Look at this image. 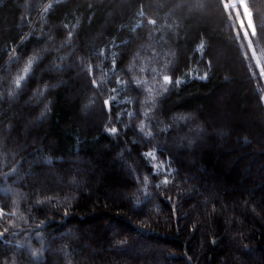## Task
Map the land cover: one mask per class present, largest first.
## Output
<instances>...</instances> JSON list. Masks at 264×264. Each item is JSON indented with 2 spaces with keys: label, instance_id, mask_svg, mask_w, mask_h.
Returning a JSON list of instances; mask_svg holds the SVG:
<instances>
[{
  "label": "trees",
  "instance_id": "16d2710c",
  "mask_svg": "<svg viewBox=\"0 0 264 264\" xmlns=\"http://www.w3.org/2000/svg\"><path fill=\"white\" fill-rule=\"evenodd\" d=\"M49 1V7L37 14ZM245 2L257 26L252 43L264 64V0ZM174 3L0 0L3 264H264V103L260 101L264 69L260 74L248 50L250 57L245 56L222 0H196L195 10L181 8V13L172 10ZM87 38L94 39L86 48ZM58 43L63 45L55 49ZM45 48L51 51L17 89L14 81L25 75L29 56ZM66 49L73 50L66 59L78 58L80 75L92 96L88 107L96 105L99 111L95 120L82 118L81 95L73 99L74 89L65 85L34 99L33 107L23 104L33 97L37 84L43 88L45 83L59 82L55 73L44 71L41 76V70L50 63L67 70V61L60 56ZM13 52L18 59L12 58ZM215 56L223 61H215ZM205 73L208 78L199 79ZM164 75L172 82L162 93ZM70 76L68 69L63 77L76 85ZM92 80L97 81L95 88ZM10 92H18L14 110L33 119L53 101L47 118L27 131L33 144L25 150L11 147L12 137H23V124L9 118ZM106 99L110 109L103 106ZM193 114L200 127L211 130L188 156L199 163V169L192 167L203 187L184 180L189 168L186 157L181 148L168 144L179 134L174 118ZM166 126L170 127L166 133L144 135ZM110 127H116L118 135L104 130ZM6 128L10 134L4 137ZM158 144L165 146L163 151L156 149ZM250 144L257 148L261 173L251 168ZM149 151L164 165L156 175L150 157L141 156ZM121 152L128 178L117 169L115 157ZM35 156L43 162L29 163ZM74 156L82 162L72 167L69 159ZM45 157H51L50 163L44 162ZM87 161L94 165L92 172L83 171ZM46 167L52 175L44 176ZM169 167L178 173L168 172ZM129 168L138 172L130 175ZM56 174L66 180L64 186L55 185ZM145 176L151 194L147 199ZM165 178L172 182L164 185ZM75 233L78 237L73 238ZM121 241L126 243L122 246ZM86 242L100 248L91 258ZM244 245L249 253L243 252ZM35 250H41L38 261L31 255Z\"/></svg>",
  "mask_w": 264,
  "mask_h": 264
},
{
  "label": "rangeland",
  "instance_id": "374dc122",
  "mask_svg": "<svg viewBox=\"0 0 264 264\" xmlns=\"http://www.w3.org/2000/svg\"><path fill=\"white\" fill-rule=\"evenodd\" d=\"M122 1V0H121ZM166 1L168 0H150L151 2V5H155V6H159L161 5L162 3H166ZM176 2L172 5V10H177L181 13V8L184 9L185 11L187 12H191L193 10H195V8L197 7L196 5V0H175ZM206 3H209L210 0H205ZM224 3H225V0H222ZM229 3H231V0H228ZM50 1L47 2V3H44L37 11V14L45 11L47 9V7H49L50 5ZM22 6V5H21ZM24 7L26 8V3L24 4ZM203 10V9H202ZM228 10V13H229V16H230V19H231V22L234 26V29L235 31L237 32L238 34V37L241 39V46H242V49H243V52L245 54V56L247 58L250 57L248 51L250 52L251 56H252V59L254 60L255 62V65L256 67L259 69V73L261 74V70L264 69V64L261 63L259 57H258V53L256 52V50L254 49V45L252 43V47L251 49H249L248 47V42L249 40H251L252 42V39H251V30L249 29V37H248V40H245L244 39V34H243V30L240 29L239 27V24H238V21H237V16H236V11L237 9H233V8H227ZM115 11H117V9H115ZM240 13H241V18L243 17V9H239ZM36 16V15H35ZM263 22H264V19H263ZM110 24V23H109ZM245 24H247V21L245 20ZM32 25H30L29 27H31ZM107 26L104 27V30L106 29ZM30 29V28H29ZM103 32V30H102ZM94 38H87L84 42V45L86 46V48L92 43ZM76 41V39H75ZM77 42V41H76ZM62 43H58L57 45L55 44V49L58 48L60 49L62 47ZM248 50V51H247ZM73 50H69V49H66V51H62L63 53H61L60 56L64 57L65 60L67 61L66 63V67L69 69L70 73H71V78H73L75 81H76V85L73 84V82H69L67 81L66 77H63L66 73H67V70L65 69L64 71H59V72H48V73H51V74H56V77L59 78V81H64L65 83L63 85L65 86H68L70 87L71 89H74V93L72 95L73 99H78V96L81 95V100H80V103H79V112H80V115L82 116V118H84L85 120H95L98 116H99V111L97 110L98 108L96 107V105L94 107L92 106H89L88 107V104H91L92 105V96L89 92V90L87 91L86 89V82H85V79L80 75V66L77 64L76 61H78V58L77 57H71L66 59V56L70 55L72 53ZM253 52H255V56H253ZM67 54V55H66ZM215 61L217 62H221L223 61V57L222 56H215ZM51 65H55L53 63H50V64H47V66L44 68V69H47L49 66ZM195 74H190V77H193ZM9 94V93H8ZM7 94V95H8ZM264 95V93H263ZM7 99V109L9 111V118L10 119H20L22 121V130H23V137L22 138H16V137H12V142H11V147L14 151H18V150H25L26 146L27 145H32L33 144V140L31 139V137H29L27 139V131L32 128V126H34L36 124L35 119H33L32 115L29 114V115H24V114H21L17 111L14 110L13 106L14 104H16L18 101L17 100H10V98L8 96H6ZM34 99L35 101L37 100V98H28V99H25L24 100V105L25 106H28V107H33L35 106L33 103H34ZM93 108V109H92ZM13 111V112H11ZM194 117L195 120H191L187 123H183V121H179L177 123V120L175 119L173 121V124L175 127H177V130H179V134H175L171 141L168 142V144L170 146H172L174 149H178V148H181L182 149V153H184L185 155V159L184 161L187 162V165L189 166V168H187L185 171H184V174H183V178L184 180L187 178V179H192L193 182L197 183L200 187H203L204 186V183H201V181L198 179V175L195 171V169L192 167L194 164L196 165V167L199 169V163L197 162V160H191L189 159V154H191L192 152H194L200 145L201 143L205 140L206 136L210 135L211 133V130L207 127V128H203V127H200L199 125V122L197 121V116L196 115H191ZM178 124H181L183 127V130H180V127ZM216 132H212L214 134V137L217 138V139H220L219 138V132L217 130H214ZM6 133L7 135L5 134L4 137H7L9 136L10 134V130H7L6 128ZM177 136V137H176ZM226 139L228 137V135H225L224 136ZM191 140V141H194L195 142V147H194V150L189 148V145H188V141ZM256 147L254 146V144H250V156L251 157V168L254 169V168H257V169H254V171H258V172H262V167H261V164H260V161H258L256 159ZM184 150V151H183ZM180 158V159H181ZM116 159V165H117V169L120 170V171H123L124 175H125V178H128V174L126 173V171L123 170V164H122V159L120 160L117 156L115 157ZM150 160L152 161L153 164H156V165H159V162L156 161V156H155V159L151 158L150 157ZM70 163L73 166H75L76 164H79L82 162V160H80V156H74V158H70L69 159ZM29 163H39V162H43V160L39 157V156H35L33 157V159H31L30 161H28ZM69 163V164H70ZM47 168V169H46ZM44 169V176L46 175H52L53 171L50 169V167H46ZM92 169H94V165L92 162L90 161H87L85 167H84V170L83 171H87V172H92ZM28 174L32 175L31 172L27 171ZM57 175V174H56ZM58 176V175H57ZM54 179L55 181V185L57 186H64L66 184V180L65 179H62L61 176L59 178V176ZM123 197H124V194H121ZM116 198L118 197L117 195H113L112 197H115ZM192 209H194V207H192ZM194 212V211H193ZM78 234L75 233L73 234V238L75 237H78L77 236ZM61 239H63L62 237H65V236H59ZM86 244L88 245V243L86 242ZM24 245L27 246V243H25ZM86 248H88V257H93L95 254L98 253V251H100V248L99 247H95V246H86Z\"/></svg>",
  "mask_w": 264,
  "mask_h": 264
},
{
  "label": "snow or ice",
  "instance_id": "6c2138e0",
  "mask_svg": "<svg viewBox=\"0 0 264 264\" xmlns=\"http://www.w3.org/2000/svg\"><path fill=\"white\" fill-rule=\"evenodd\" d=\"M224 6H225V8L237 9V11H236L237 21H238L240 29L243 30V34H244V39L245 40H248V37H249V31L248 30L249 29L251 30V35L252 36H256L257 35V26L254 25V23H253V14L250 11V9L248 7V4L245 2V0H231V3H229L228 0H225V5ZM239 9H243V17L242 18H241V13H240ZM245 20L247 21V24H245ZM149 23L150 24H154L155 21L149 20ZM262 27H264V25H262ZM68 35H69V38H71L73 33L69 32ZM41 38H42V36H41ZM49 39H51V37H49ZM64 43L66 44V43H68V41H65ZM248 47H249V49H251V47H252L251 40H249V42H248ZM49 51H51V49L45 48V49H42V50H38L36 55L29 56L27 64H26V66L24 68L25 75L17 77L15 79V81H14V84L16 85L17 89H22V85L27 83L31 79L33 73L35 72L36 65L43 61L44 57L47 55V53ZM253 56H255V52H253ZM12 58L18 59V57H16V55H15V52H13ZM60 59H63V58L61 57ZM114 64H115V61H114ZM64 70L65 69L63 68V66L51 65L47 69H42L41 70V76H42L44 71L59 72V71H64ZM89 71H91V70H89ZM262 75H264V73H262ZM207 78H208L207 73H205L203 76L199 77V79H201V80H205ZM162 79H163V85L161 86V92L163 93V92H167L169 90L168 86L172 82V78L169 75H164L162 77ZM64 83H65L64 81H59L56 84L45 83L43 88H41L40 85L37 84V87H36V89L33 92V98L42 99L43 96L47 94L48 90L60 87ZM136 83L139 84L140 82L136 81ZM175 83L177 85H179L181 83V81L180 80H176ZM91 84H92V87L95 88L96 85H97V81L96 80H92ZM17 95H18V92H10L9 93V98L14 100ZM0 99H2V97H0ZM260 101L262 103H264V95L260 96ZM52 103H53V101H49L47 104L44 105V109L42 110L41 114L36 118V121H35L36 123H40L43 119L47 118V114L51 110ZM154 104H155V102H154ZM103 106L105 108L110 109V101L107 100V99L104 100ZM117 115L119 117V114H117ZM129 115H132V113H129ZM174 119H176L177 122H179V121L191 120V119H194V117L193 116H179V117H175ZM143 128H144V124L142 122L141 125H140V131H143ZM104 130L107 133H109L110 135H118V130H117L116 127H110V128H106ZM168 131H170V127L166 126L165 128L159 129V131L156 132V133H153V132L149 131V132L144 133V135L147 138H151L154 134L155 135H159L160 133H166ZM188 145H189V148L194 150V147H195V142L194 141L189 140L188 141ZM164 147L165 146L162 145V144L156 145V149L159 150V151H163ZM141 156L143 158H145V160H147L149 157L155 159V154H154V152H151V151L146 152V153H141ZM118 158L119 159H123V152L118 154ZM50 161H51V157H45L44 158V162L45 163H50ZM150 167L153 170L152 171V175H156L158 173L159 169L161 167H164V165H163V163L161 165H159V166L156 165V164H152V165H150ZM127 170H128L130 175H132L133 173H137L138 172V170H134V169H131V168H129ZM167 171L170 172V173H178V169H173V168H170V167L167 168ZM135 178H136V182L139 183L138 174L136 175ZM171 182L172 181H170L167 178H165L161 183H163L164 185H168ZM143 183H144L145 198L146 199L150 198L151 194L147 192V187L149 185V177L148 176L144 177ZM159 186H160V184H157V187H159ZM138 191H139V189H138ZM36 203L40 204V203H42V201H37ZM136 203H139V200H137ZM134 210H136V209L134 208ZM3 214L4 213H3L2 209H0V215H3ZM173 214H175V209L173 210ZM67 215H68V213L65 212V216H67ZM43 223H45V222H42V224ZM37 238H40L39 234H37ZM125 243L126 242H124V241L120 242V244L122 246ZM213 243H215V241H213ZM40 251L41 250H35V251H32V253H31L32 257L35 258L37 261L39 260ZM250 251L251 250L248 248L247 245L243 246V252L249 253ZM0 264H3V262H0Z\"/></svg>",
  "mask_w": 264,
  "mask_h": 264
},
{
  "label": "bare ground",
  "instance_id": "6f19581e",
  "mask_svg": "<svg viewBox=\"0 0 264 264\" xmlns=\"http://www.w3.org/2000/svg\"><path fill=\"white\" fill-rule=\"evenodd\" d=\"M176 2V1H175ZM180 24V23H179ZM173 25V24H172ZM169 27V26H168ZM170 30V29H169ZM163 32V31H162ZM154 38V37H153Z\"/></svg>",
  "mask_w": 264,
  "mask_h": 264
}]
</instances>
